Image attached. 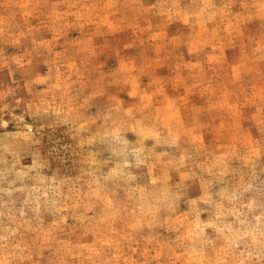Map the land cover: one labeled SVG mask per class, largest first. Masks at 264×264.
<instances>
[{
	"label": "rangeland",
	"instance_id": "374dc122",
	"mask_svg": "<svg viewBox=\"0 0 264 264\" xmlns=\"http://www.w3.org/2000/svg\"><path fill=\"white\" fill-rule=\"evenodd\" d=\"M0 264H264V0H0Z\"/></svg>",
	"mask_w": 264,
	"mask_h": 264
}]
</instances>
